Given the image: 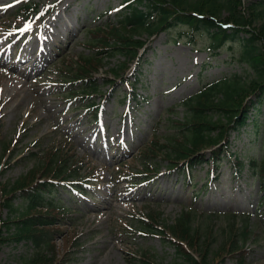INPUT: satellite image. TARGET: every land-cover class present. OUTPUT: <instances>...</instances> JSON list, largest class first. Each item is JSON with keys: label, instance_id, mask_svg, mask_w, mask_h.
<instances>
[{"label": "rangeland", "instance_id": "1", "mask_svg": "<svg viewBox=\"0 0 264 264\" xmlns=\"http://www.w3.org/2000/svg\"><path fill=\"white\" fill-rule=\"evenodd\" d=\"M24 1L38 8L55 3L58 12L41 18L35 13L20 15L18 7ZM120 1L0 0V153L7 144L11 149L8 166L0 165V185L24 174L50 146L64 147L74 159H81L84 170L91 169L96 183L84 194L59 187L54 193L61 205L72 208L64 218L68 223L57 226L53 237L56 258L65 248L70 252L71 260L64 264H136L145 252L154 264L180 261L169 241L143 226L151 213L172 224L184 209L195 213L194 225L202 231L210 229L208 264L239 263L226 248L218 249L230 241L222 228L230 221L226 215L232 213L248 215L247 236H240L242 222L236 223V237L246 251L243 264H264V188L248 164L252 157L264 155V93L258 106H248L244 123L231 131L218 164L203 160L183 174L181 169H168L167 161L158 157L149 161V169L157 167L149 179L141 171L144 157L140 155L152 134L163 137L173 131L170 118L182 117L181 99L201 82L233 74L245 80L253 76L250 67L234 58L236 40L227 41L213 55L206 33H193L191 39L183 24L147 39L137 63L126 70V75L136 76L130 79L134 92L129 94V86L120 80L98 119L88 115L79 95L69 93L74 84L65 76L74 71L79 55L92 52L85 44L88 29L94 23L115 22ZM250 1L256 0H242V12L250 14ZM252 23L259 27L260 20ZM141 39L146 40V35ZM104 60L95 73L101 90L93 94L95 101L107 93L104 79L110 77L109 67L123 56ZM256 95L252 92L246 100L255 101ZM173 105L174 112H168ZM212 148L204 149L205 159ZM20 201L15 198L13 206ZM2 215L7 216L5 208ZM202 239L194 247L195 255ZM33 251L30 241H5L0 264H18Z\"/></svg>", "mask_w": 264, "mask_h": 264}, {"label": "trees", "instance_id": "2", "mask_svg": "<svg viewBox=\"0 0 264 264\" xmlns=\"http://www.w3.org/2000/svg\"><path fill=\"white\" fill-rule=\"evenodd\" d=\"M120 2L121 9L115 22L96 24L88 29V40L85 44L92 48V52L79 55L76 65L72 67L74 71L65 76L64 80H72L74 84L69 93L72 96L79 95L82 106L90 111L95 108V112L98 105L92 96L101 91L96 83L95 73L106 63L104 57L120 54L123 60L109 67L110 77L104 79V84L109 87L107 93L101 95L100 100L103 101L112 95L116 80L127 79L124 73L129 64L139 56V49L145 47L147 39L161 31L170 30L176 24H183L191 39L193 33L205 32L209 39L207 48L213 55L227 41L236 40L238 46L234 58L250 67L253 76L245 80L241 75L233 74L230 77L201 82L196 91L181 100L180 104L184 107L182 117L170 118L169 124L173 131L163 137L154 134L140 155V158L144 157L141 170L144 178L157 170V167L148 168L152 158H163L170 169H185L203 160L219 162L221 153L227 148L231 131L237 130L244 123L248 106H258L264 93V0L250 1V14L240 10L242 0ZM51 8V4L47 5L44 10L41 9L40 14ZM31 11H38V6L30 1L22 3L18 8L20 14ZM224 11L226 14L222 16ZM256 18L260 20L259 27H252ZM226 24L231 25L224 26ZM143 34L146 35V40L141 39ZM252 92L257 93L256 100H246ZM168 112H174V105L168 108ZM258 126L259 123L256 122L254 132ZM262 133L264 135V130ZM207 147H213L209 159L204 158V149ZM9 148L8 144L5 145L0 153V165L3 167L8 166L10 161ZM73 157L64 147L50 146L43 152L40 160L37 159L38 162L24 174L10 183L0 185V246L8 240L24 239L30 241L34 248L32 255L18 264H64L71 260L68 258L70 252L67 248L61 257H55L53 237L58 231L57 226L64 224L63 219L69 209L61 206L57 199L54 200V193L58 185L64 189L67 186L82 190L84 182H94L91 169L88 167L84 170L81 159ZM248 164L251 172L260 176V187L263 189L264 183L261 179L264 178V155L260 159L252 157ZM17 197L21 201L14 207L13 200ZM3 208L7 213L5 217L2 215ZM194 216L193 211L184 209L174 223L166 224L159 213L148 214L143 228L161 235L175 247L180 261L174 260L172 264H208L205 259L211 251V232L210 229L202 231L194 225ZM226 216L230 221L222 228V234L227 233L226 238L230 241L222 242L218 249L226 248L228 254H234L238 264H243L246 251L243 243L236 237H239L236 223L238 220L242 222L240 236H247L248 215L232 213ZM1 228L6 229L7 233L4 234ZM198 236L203 238L204 246L201 243L195 255L194 247L199 244L200 239L196 242L194 240ZM64 241L67 242L68 239L64 237ZM225 243H228V247H225ZM148 253H142L135 261L136 264H154L149 260Z\"/></svg>", "mask_w": 264, "mask_h": 264}, {"label": "bare ground", "instance_id": "3", "mask_svg": "<svg viewBox=\"0 0 264 264\" xmlns=\"http://www.w3.org/2000/svg\"><path fill=\"white\" fill-rule=\"evenodd\" d=\"M55 36V35H54ZM43 49H44V47H43ZM43 49H42V51H43Z\"/></svg>", "mask_w": 264, "mask_h": 264}]
</instances>
